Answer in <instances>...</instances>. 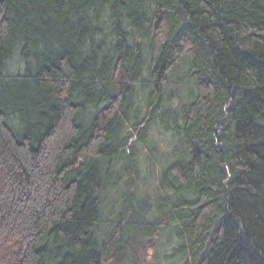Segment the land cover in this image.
I'll use <instances>...</instances> for the list:
<instances>
[{
	"label": "trees",
	"instance_id": "1",
	"mask_svg": "<svg viewBox=\"0 0 264 264\" xmlns=\"http://www.w3.org/2000/svg\"><path fill=\"white\" fill-rule=\"evenodd\" d=\"M0 264H264V0H0Z\"/></svg>",
	"mask_w": 264,
	"mask_h": 264
},
{
	"label": "rangeland",
	"instance_id": "2",
	"mask_svg": "<svg viewBox=\"0 0 264 264\" xmlns=\"http://www.w3.org/2000/svg\"><path fill=\"white\" fill-rule=\"evenodd\" d=\"M166 155H167V153H166ZM146 166V165H145ZM142 170H144V169H142ZM144 171H146V174H147V176H151V177H154L156 174H154V170H153V168H145V170ZM151 186H153V181H151Z\"/></svg>",
	"mask_w": 264,
	"mask_h": 264
}]
</instances>
